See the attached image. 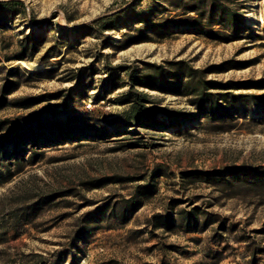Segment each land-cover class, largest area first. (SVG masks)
I'll return each mask as SVG.
<instances>
[{
  "label": "rangeland",
  "instance_id": "obj_1",
  "mask_svg": "<svg viewBox=\"0 0 264 264\" xmlns=\"http://www.w3.org/2000/svg\"><path fill=\"white\" fill-rule=\"evenodd\" d=\"M0 264H264V0H0Z\"/></svg>",
  "mask_w": 264,
  "mask_h": 264
},
{
  "label": "trees",
  "instance_id": "obj_2",
  "mask_svg": "<svg viewBox=\"0 0 264 264\" xmlns=\"http://www.w3.org/2000/svg\"><path fill=\"white\" fill-rule=\"evenodd\" d=\"M17 2L18 0H11ZM141 97L139 95H136L135 98L132 100V102L129 106V109L134 113L131 116L137 117L138 115H141L144 113L145 106L141 102Z\"/></svg>",
  "mask_w": 264,
  "mask_h": 264
}]
</instances>
